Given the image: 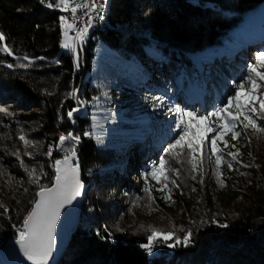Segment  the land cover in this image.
<instances>
[{
	"label": "trees",
	"instance_id": "1",
	"mask_svg": "<svg viewBox=\"0 0 264 264\" xmlns=\"http://www.w3.org/2000/svg\"><path fill=\"white\" fill-rule=\"evenodd\" d=\"M60 12L39 0H0V32L6 37L0 46L7 43L14 53L0 52V108L8 110L0 112V243L16 239V229L37 199L39 186L30 182L25 168H35L40 185L51 187L60 152L74 146L82 180L88 185L92 179L99 191L90 195L88 185L79 226L57 264H264V133L248 130L238 142L230 134L225 137L241 155L238 162L232 161V169L221 165L223 186L209 164L207 147L202 183L199 173L193 174L195 180L184 181L190 165L172 163L170 167H180L179 176L170 173L180 187L170 184L172 200L166 201V191H157L160 185L151 177L148 184L155 199H149L142 174L162 157L170 159L163 148L176 138V114L166 122L167 134L144 133L158 157L152 158L150 152L135 168L129 162L140 144H120L116 136L149 123L115 120L104 125L119 115L148 118L158 126L162 114L176 105L197 112L187 96L202 99L204 108L198 114L212 111L232 94L236 80L228 73L240 79L247 64L254 62L247 61L236 71L221 52L237 54L234 46L252 47L248 36L256 37L255 23L264 27V0H109L106 18L89 33L79 52V67L74 56L62 50ZM24 56L32 61L27 68L19 67L29 63ZM217 57L224 59L225 69L210 61ZM156 64L163 68L168 64L169 74L153 70L156 78L150 82L149 69ZM73 90L74 97L69 95ZM78 100L85 110L72 121L67 112ZM97 125L103 126L101 136L95 134ZM69 132L79 141L61 146L60 135ZM21 135L33 143L25 146ZM218 143L224 153L235 151ZM133 178L138 180L135 185L127 181ZM86 199L97 210L91 219ZM121 200H128L129 206H122ZM132 201L138 208H131ZM146 205L171 218L175 228L169 231L175 236L182 238L191 230V244L169 248L161 242L152 254L144 253L140 246L148 242V222L157 217L142 212ZM103 225L105 240L97 232ZM174 242L175 238L168 243Z\"/></svg>",
	"mask_w": 264,
	"mask_h": 264
},
{
	"label": "snow or ice",
	"instance_id": "2",
	"mask_svg": "<svg viewBox=\"0 0 264 264\" xmlns=\"http://www.w3.org/2000/svg\"><path fill=\"white\" fill-rule=\"evenodd\" d=\"M41 5L48 8H56L65 13H70L71 18H78V10L85 9V13L93 11L95 18L103 19L104 4L99 0H39ZM92 16H89L86 21V26L79 28L76 32V39L83 40L88 28L92 25ZM62 27L65 29V36L68 30L77 27L74 23H69V16H60ZM6 40L5 34L0 32V42ZM62 47L65 49L74 47L68 42H64ZM0 52H4L9 56L14 55L13 50L7 43H2ZM25 61L29 63L19 64L21 68H27L32 61L28 56H24ZM43 59V58H39ZM58 63V61H57ZM13 64H8V68H12ZM79 67V63L76 64ZM264 51L255 54L254 62L247 64L244 74L241 76L238 83L233 82V90L231 95H226L224 100L219 105L214 106L213 110L206 114H198L197 112L182 108L179 105L170 107L169 113H175L177 119L175 120L176 138L169 143L167 147L163 148L166 153V158H161L158 163L153 164L151 170L142 174L145 181L144 192L148 195L149 199H155L152 196V187L148 184V178L156 181L160 187L156 189L164 195L166 201L172 200V187H180L176 179H173L170 173H175L176 176L180 175V167H170L172 163L183 166L185 163L190 165L192 173H199L201 176V183L203 182V160L205 156V148H208L207 159L212 166V171L216 175L217 182L223 186L224 180L222 179L221 165L227 164L229 169L234 167L232 161L238 162V157L241 155L240 149L236 144L230 145V141L225 139L229 134L232 141H237L239 138L252 130L255 133H264V127L260 122H264ZM247 85V87H246ZM75 96V90L69 94ZM161 100V98H154ZM162 103V100H161ZM154 107L159 106L154 104ZM234 109V110H233ZM80 109L72 108L67 112V117L71 120L74 113ZM7 109L0 108V112L7 113ZM89 135V133H84ZM24 142L25 146L33 142L25 139L23 135L19 137ZM79 136L73 135L69 132L67 135L61 134L59 137V144L62 146L66 141L78 142ZM218 142H223L224 147L228 148L229 145L235 151H224L220 148ZM200 153L198 157L196 154ZM19 156L20 153H13ZM31 155V153H27ZM47 155H51V146L49 147ZM250 155V154H249ZM76 156V149L73 146L68 149L63 159L55 161L53 167L55 168L54 184L49 187L40 185V177L36 175V169L31 170L25 168L28 173L30 182L37 184L39 190L36 192L38 199H35L30 211L24 216L22 225L16 229L17 237L16 243L19 245L20 250L23 252L24 257L31 264H49V260L53 255L56 247V223L60 218V210L64 205L71 204L72 201L79 195L83 189V182L80 179L79 165L73 164L72 160ZM225 156L231 157V160H226ZM213 157L215 159L213 160ZM23 164V161L21 160ZM251 165H245L250 167ZM195 180L196 175L191 177ZM7 213V209H4ZM228 225L222 224L220 227H227ZM15 227V226H14ZM150 234L147 236V243L142 244V247L149 254L153 253L157 244L163 242L169 248H175L178 245L187 247L191 244L192 232L189 230L183 237L175 236L173 231L159 230L154 227L149 228ZM109 234L106 239H110ZM172 238H175L174 243H168Z\"/></svg>",
	"mask_w": 264,
	"mask_h": 264
},
{
	"label": "rangeland",
	"instance_id": "3",
	"mask_svg": "<svg viewBox=\"0 0 264 264\" xmlns=\"http://www.w3.org/2000/svg\"><path fill=\"white\" fill-rule=\"evenodd\" d=\"M57 10L59 12L61 11L59 9H57ZM63 15H65V14L63 13ZM258 26H259L258 23H255V31L257 32L256 33V37H254V35H253L251 38H249V36H248V39H249L250 42H255V44H252L251 49H245V50L242 51V49H239V47L237 48V46H235L234 50H236L237 54H233V53H231V51H222L221 52V54L225 58H227V61L235 64V67L237 66L236 69H235L236 71H238V68L243 66L245 64V62L254 61L255 54L257 53V51H259L260 49H264V39H263L264 30L262 28L260 30V27H258ZM74 31H75V28L69 29L67 36H65V29L63 27V38H62L61 47H62V44L64 42H68V43L72 44L73 47H74V44H75L74 37H73ZM62 50L66 51V52H70L73 49L72 48L65 49V48L62 47ZM79 52H82V51L76 47V51L74 52L75 53L74 58L76 59V64L78 63V59H79V55H80ZM236 56H238L240 58L238 59ZM153 58L155 59L154 56H153ZM199 59H200L199 57L194 58V60H199ZM210 61L212 63H217L221 68L225 69L226 63H225L224 59L217 57V58H211ZM168 66L169 65L167 64V65H165V68H163V66H161L159 64L154 65L153 68L149 69L151 72H150V75H148L149 76L148 80L150 82H153V80L156 78L155 74L153 73L154 72L153 70H159V71H162V73H164V74H169V70H170L169 68L170 67H168ZM228 75L231 78H234V80H236L237 83L239 82L240 79L238 78V76H236V74L234 72H229ZM210 77H211V79H214V78L216 79V76H215L214 73H210ZM217 95H218V98H222L220 91L217 93ZM199 99L200 98L198 96H196V99H192L189 96H187V98H186L187 102L194 109H196L197 112H201L203 110V108H204L203 101L202 100L199 101ZM77 107L80 110L78 112L74 113V115L82 114L84 112L85 108H84V104L80 100H78L77 106L75 108H77ZM166 113H168V116L163 118L164 115H165V113H163L161 118L159 120H157V122L159 123L158 126L152 125L151 129H148L146 126H140V127H134V128H130V129H125V131H128V132H123V133H128V134L117 135L116 136L117 139L120 140L119 141L120 144H125V143H131L132 144L134 142H137V143L140 144V146H135L136 155L132 156V158H130V162L129 163L132 166V168H135V163L139 164V162H142L143 158L145 156L149 155L150 152L153 153L152 158L155 157L157 159L158 154L155 152L157 149H155V147L149 145V143H150L149 139H147V140L146 139H142L140 134L141 135H145L144 134L145 132L149 133V131L150 132H155V131H159V130H161V131H163L164 133L167 134V132L169 131V124L166 123V122H169L170 117L172 115H174V113H169L168 110H167ZM114 118H119V119H114ZM71 120L73 121V118ZM115 120L132 122L131 120H133V119L117 115V116H114L113 119L109 120L107 123H104V125H107L108 123H113ZM137 121L138 120H134L133 122H137ZM138 122H140V123H149V124H147L148 127L151 125L150 123H152L151 121L150 122H148V121L146 122L145 119H143V120L141 119V121H138ZM99 124H102V123H99ZM114 130H116V129H112V131H114ZM95 132H96L95 134L97 136H101V134L104 132L103 126L102 125H97V127L95 129ZM133 133H136V134L133 135ZM261 141L263 142L264 140L262 139ZM147 148H149L150 151L147 150ZM65 153H66V151L60 152L62 157H64ZM193 174L194 173H192L190 171V168L188 167L186 169L185 175L183 177L184 181H190L192 179L191 177H192ZM127 181L130 184H132V185H135L138 182V180L136 178H133V179H130V180L127 179ZM89 184L91 186V190H90V193H89L90 195H92L93 193H96V192L99 191L95 181H92V179H89L88 185ZM88 185H87V188H88ZM89 202H90V200L86 199V215L89 217V219H91L92 217H95L97 215V210L95 209L94 206H92V204H90V206H89ZM120 204L122 206L128 205V200H126V201L125 200H121ZM136 204H137L136 201H132L131 208H138V205H136ZM146 206H149V207H146ZM146 206L141 208L143 213L145 211L146 212L149 211V212H152V213L154 212V213L157 214V217L154 218L152 222H148V228L154 227L156 229L164 230V231H169V230H172L173 228H175L174 223L171 222V218H169V216H167L164 212H160L156 208L151 207L152 205H146ZM97 232H98L99 236L102 238V240H105V237L102 235L104 232H107V229H106L105 225L102 226V229L97 230ZM114 239H115V236H114ZM172 239H170L168 242H170ZM3 246L4 245H2L0 243V249Z\"/></svg>",
	"mask_w": 264,
	"mask_h": 264
},
{
	"label": "water",
	"instance_id": "4",
	"mask_svg": "<svg viewBox=\"0 0 264 264\" xmlns=\"http://www.w3.org/2000/svg\"><path fill=\"white\" fill-rule=\"evenodd\" d=\"M61 159H63V157ZM79 160V153L76 151V156L72 160V163L79 165V173L80 179L83 182V189L81 191V195L77 196L71 204L64 205V207L60 210V218L56 223L57 243L53 251V255L49 260V264H57L59 262L68 249L72 235L75 233L80 223L83 203L87 194V185L82 180L81 165ZM0 264H31V261H28L26 257H24L23 252L20 250V247L16 243L15 239L8 241L0 249Z\"/></svg>",
	"mask_w": 264,
	"mask_h": 264
},
{
	"label": "built area",
	"instance_id": "5",
	"mask_svg": "<svg viewBox=\"0 0 264 264\" xmlns=\"http://www.w3.org/2000/svg\"><path fill=\"white\" fill-rule=\"evenodd\" d=\"M78 2H81V0ZM88 2L90 3L91 0H88ZM99 2L104 3V0H99ZM63 13L65 14V16H69V21H68L69 23H74L75 25H77V27H75V31L73 33L74 42H75L74 50H71L72 52L71 51L69 52L72 56H75L74 52L76 51V47L82 51L84 42H85L86 38L88 37L87 33H86V35L82 41L77 40L76 39V32L78 31V29L86 26V21H88L89 16L93 17L91 27H99L101 21L105 19V16L103 15V19H97V18H95L93 11L90 10L86 14L85 9H83V8L78 10V18H76V19L71 18L70 13H65V12H63ZM143 251H144V253H147L144 249H143Z\"/></svg>",
	"mask_w": 264,
	"mask_h": 264
},
{
	"label": "bare ground",
	"instance_id": "6",
	"mask_svg": "<svg viewBox=\"0 0 264 264\" xmlns=\"http://www.w3.org/2000/svg\"><path fill=\"white\" fill-rule=\"evenodd\" d=\"M78 1H80V0H77V2ZM104 8H103V15L105 16V18H106V16H107V14H108V10H109V0H104ZM62 13V12H61ZM63 14V13H62ZM65 16V15H64ZM259 24V23H258ZM258 27H260V26H258ZM98 27H90V28H88V31H87V36L89 35V33L90 32H92L93 30H95V29H97ZM264 39V38H263ZM234 48H235V46H234ZM244 49H242V51H243ZM200 100H202L201 98L199 99V101ZM148 119V118H147ZM86 184V183H85Z\"/></svg>",
	"mask_w": 264,
	"mask_h": 264
}]
</instances>
